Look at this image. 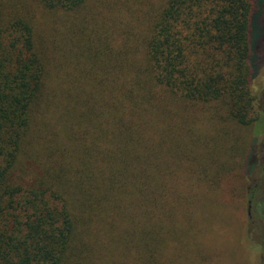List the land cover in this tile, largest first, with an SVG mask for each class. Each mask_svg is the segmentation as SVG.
I'll use <instances>...</instances> for the list:
<instances>
[{"label":"trees","instance_id":"obj_1","mask_svg":"<svg viewBox=\"0 0 264 264\" xmlns=\"http://www.w3.org/2000/svg\"><path fill=\"white\" fill-rule=\"evenodd\" d=\"M255 8L0 0V264L203 260L258 164Z\"/></svg>","mask_w":264,"mask_h":264},{"label":"rangeland","instance_id":"obj_2","mask_svg":"<svg viewBox=\"0 0 264 264\" xmlns=\"http://www.w3.org/2000/svg\"><path fill=\"white\" fill-rule=\"evenodd\" d=\"M119 10L121 8H118ZM255 10L252 28V32L255 33L253 55L259 69L252 82V89L256 96L259 122L250 128H238L236 133L244 137L247 146L251 144V140L253 141L254 134H257L252 149L258 164L256 163L255 171L250 174L249 180L245 182L240 177V180L234 183V187L230 182V185L226 186V192L225 189L222 191L229 194L224 196L227 199L228 208L234 201H237L238 206L235 210L230 207V214L226 212L225 217L222 220L219 219L218 226L222 224V232L204 229L205 231L198 238L200 242L188 246L187 252L194 254V250H197L205 254L202 256L206 258L205 260L204 258L203 260L194 259L192 261L194 264H264V219L258 211L254 218L251 216L252 204L247 203L245 196V185L250 182V189L255 188L259 191L263 187L258 196L264 200V0H256ZM232 139L235 140L233 135ZM236 159L238 162L239 156ZM231 188L232 192H238V194L231 193ZM186 264H188L187 257Z\"/></svg>","mask_w":264,"mask_h":264}]
</instances>
